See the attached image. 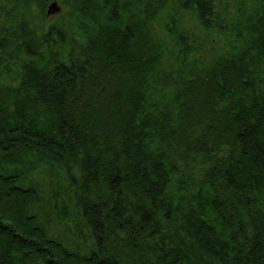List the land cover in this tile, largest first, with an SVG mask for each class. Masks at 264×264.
Segmentation results:
<instances>
[{"label":"trees","instance_id":"trees-1","mask_svg":"<svg viewBox=\"0 0 264 264\" xmlns=\"http://www.w3.org/2000/svg\"><path fill=\"white\" fill-rule=\"evenodd\" d=\"M51 1L0 0V264H264V0Z\"/></svg>","mask_w":264,"mask_h":264},{"label":"rangeland","instance_id":"rangeland-1","mask_svg":"<svg viewBox=\"0 0 264 264\" xmlns=\"http://www.w3.org/2000/svg\"><path fill=\"white\" fill-rule=\"evenodd\" d=\"M225 2L228 3V7H225V10L230 14L235 12L234 10L235 6L237 5V0H223V3ZM52 3H56L57 7L59 8V12L51 14L49 23L54 22L64 13L60 0H52L50 3H48V5L46 6V12L48 6H50ZM168 14V8L166 7L164 10H161L159 12L160 22L155 21L154 23L156 30L160 32V35L165 34L163 33L164 31L162 26ZM185 19L186 21L184 25L186 26V28L191 29L190 33L194 36L193 40L195 41V46H198V51L196 53V56H199L197 57L198 60H200L201 62H204L205 60L210 61L214 58L215 55H218V53L224 49L227 40L226 35L218 33L214 29H201L196 23L190 20L189 17Z\"/></svg>","mask_w":264,"mask_h":264},{"label":"water","instance_id":"water-1","mask_svg":"<svg viewBox=\"0 0 264 264\" xmlns=\"http://www.w3.org/2000/svg\"><path fill=\"white\" fill-rule=\"evenodd\" d=\"M57 12H59V8L57 7L56 3H52L50 6H48L47 15H51Z\"/></svg>","mask_w":264,"mask_h":264}]
</instances>
